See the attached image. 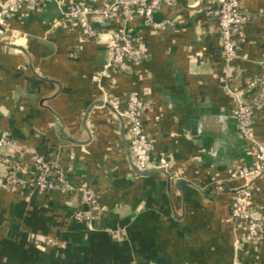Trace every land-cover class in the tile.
Returning a JSON list of instances; mask_svg holds the SVG:
<instances>
[{
    "label": "crops",
    "instance_id": "obj_1",
    "mask_svg": "<svg viewBox=\"0 0 264 264\" xmlns=\"http://www.w3.org/2000/svg\"><path fill=\"white\" fill-rule=\"evenodd\" d=\"M73 1L108 0H39L4 22L0 130L16 156L27 147L58 162L76 187H93L99 211L90 225L76 221L74 212L87 208L81 192L40 191L29 175L12 191L0 163V264H264V230L248 243L231 214L237 189L248 184L264 216V175H238L242 164H256L264 107L245 137L236 97L251 99L264 78V0L242 1L248 17L229 89L218 78L224 61L212 2L163 5L154 13L160 28L138 19L141 60L132 72L108 67L102 77L107 33L87 37L66 21L62 5ZM130 91L147 103L152 161L165 152L168 169L139 171L124 119L103 104L109 92L125 109ZM31 156L21 158L31 166Z\"/></svg>",
    "mask_w": 264,
    "mask_h": 264
},
{
    "label": "built area",
    "instance_id": "obj_2",
    "mask_svg": "<svg viewBox=\"0 0 264 264\" xmlns=\"http://www.w3.org/2000/svg\"><path fill=\"white\" fill-rule=\"evenodd\" d=\"M179 0H108L103 5L73 1L63 3L62 10L66 21L76 24L87 37L97 36L101 32L107 33L106 49L109 56L107 69L102 77L109 76L108 67H113L116 72H132L134 65L142 58L139 32L135 30L138 19H143L147 24L160 28L161 23L154 20L155 11L165 6H175ZM197 4L205 1L214 4L211 9L213 17L217 20L218 30L222 42L224 66L218 75L223 87L229 89L231 63L238 55L240 47L239 33L243 22L248 15L242 10L243 0H195ZM39 0H18L0 6V33L6 19L21 9L37 7ZM117 21V22H115ZM113 23L111 28L99 29ZM101 77V79H102ZM260 90L249 100H242L239 94L237 120L240 132L245 137H250L254 115L257 109L264 107V78L260 81ZM104 106L122 116L126 123L129 149L134 165L139 171L148 170L150 167L168 169L171 165L170 158L165 152L152 161L151 154L154 149L153 142L144 127V115L147 103L137 91H130L127 97L126 108L122 109L121 99L106 93L103 98ZM14 142L0 130V163L5 167V179L9 189L16 191L18 187L30 176L35 188L40 191L60 189L65 192L78 190L81 192L82 201L87 208L74 212V219L79 222L91 224L95 214L99 211V197L97 191L91 186L76 187L69 182L65 169L56 161L45 156L32 153L25 147L18 150L20 156L12 152ZM256 164L249 166L242 164L238 169L241 178H252L264 175V143H256ZM30 153L32 165H28L21 155ZM178 177V173L172 175ZM253 192L250 185L237 189L232 202L231 214L241 221L245 229V241L258 242L263 235L264 216H259L253 203Z\"/></svg>",
    "mask_w": 264,
    "mask_h": 264
},
{
    "label": "water",
    "instance_id": "obj_3",
    "mask_svg": "<svg viewBox=\"0 0 264 264\" xmlns=\"http://www.w3.org/2000/svg\"><path fill=\"white\" fill-rule=\"evenodd\" d=\"M0 27H1V26H0ZM241 99H242V100H244V98H243V97H241ZM141 172H146V171H141Z\"/></svg>",
    "mask_w": 264,
    "mask_h": 264
}]
</instances>
